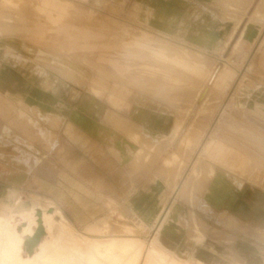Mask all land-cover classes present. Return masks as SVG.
Instances as JSON below:
<instances>
[{"label":"crops","instance_id":"crops-1","mask_svg":"<svg viewBox=\"0 0 264 264\" xmlns=\"http://www.w3.org/2000/svg\"><path fill=\"white\" fill-rule=\"evenodd\" d=\"M90 1L110 3V9L117 10L127 0ZM89 14L82 18L78 8L64 0H0V35L16 37L32 31L42 38L47 28L68 40L60 42L65 48H52L60 55L54 56L17 39H0V200L40 191L51 201L73 206L81 224L87 219L80 207L106 208L110 215L126 209L123 215L134 216L141 231H154L152 242L158 240L164 256L197 264H239L252 248H261V242L257 246L253 239L264 241V190L239 177L254 165L242 162V153L207 142L184 173L206 133L196 119L207 112L212 94L226 91L234 77L216 88L209 81L218 72L189 58L179 45L142 30L129 33L108 16L98 26ZM132 14L137 21L145 20L139 23L153 33L214 53L220 52L222 28L236 25L235 31L246 22L223 21L202 2L188 0H136ZM92 27L105 34L91 32ZM112 33L111 40L120 41L128 56L154 64L133 63L136 77L130 78L115 61L99 65L77 55L81 39L94 44ZM252 33L256 42L254 27ZM28 55L41 59L38 66ZM78 58L94 74L79 67ZM164 104L177 108L178 114ZM38 116L43 117L39 122ZM235 126L228 121L227 127L234 131ZM223 138L225 143L232 141L228 133ZM70 185L97 204L85 203L76 193V204L69 205ZM27 208L46 210L55 223L75 230L56 203L22 210ZM14 213H0V219L16 217ZM98 213L99 209L91 214ZM123 215L119 218L125 219ZM108 224L85 225L87 232L104 236Z\"/></svg>","mask_w":264,"mask_h":264},{"label":"rangeland","instance_id":"rangeland-1","mask_svg":"<svg viewBox=\"0 0 264 264\" xmlns=\"http://www.w3.org/2000/svg\"><path fill=\"white\" fill-rule=\"evenodd\" d=\"M64 1L73 3V5L78 8V12L82 18L90 17L91 15L89 13H92V20H94V24L98 26H101L108 16L111 19H115L120 22L123 29L129 33L139 34L142 30L148 32L149 34H153L161 40L163 39L165 41H170L174 45H179L181 50L187 52L189 58L196 59L195 61L197 63L205 65L208 70L215 69L218 73L223 71L220 81L216 84V88H221L227 83V80L234 77V79L229 83L226 91L223 89L218 93L212 94L211 99L208 100L205 107L207 112H201L196 119V123L206 127V133L199 147L196 149L194 155L187 164L184 173L189 170L191 164L196 162L197 155L203 150L206 143L210 142L209 146H221L225 149L229 148L230 150L236 151L240 154L242 153L245 158L241 161L246 163L249 161L250 164L254 165V167H251L249 174L244 173V175L241 173L239 175L240 179L248 181L255 189L264 190V46H261L259 49L260 42L264 39V15L260 18V20L253 17L256 12V6L261 0H255L247 12L246 9L249 8L250 3V1L247 0H188L189 3L202 2L208 10L221 17L223 21L231 22L241 19L244 22L246 21L244 24H239L235 31L234 29L236 28V25H228L222 28L223 32L221 34L224 38L221 41L220 52L218 53L194 49L188 45L176 43L173 39L169 40L161 34L153 33L147 28V25L140 24L145 23V20H142V18L139 17L137 21L134 18L132 12L136 0H127L126 4L117 10H111L110 3L97 4L90 0ZM70 21L72 20L70 19ZM42 22L44 23V20H42ZM244 26H246V28ZM229 27H231L230 31L226 32L225 29ZM253 27L255 32L258 34L256 42V36L252 33ZM244 29L246 30L243 38L241 39V33ZM44 30L42 38H36L32 35V31H27L24 35L16 37L0 35V39H7V41L17 39L34 46L40 52L44 51L54 56H60L57 51H52V48H65L60 46V42L68 40L63 35L48 31L47 28ZM90 31L96 34H105L95 27H92ZM235 33H237L236 36ZM114 35L115 34L112 33L103 40L99 39L98 42L94 44L87 38L81 39L79 41L77 55L79 57H85L99 65H107L109 63L113 64V61H115L117 64L116 66L123 67V69L126 70L125 76L130 78L136 77V75H133V70L138 63H143L145 66L154 64L150 61H146L145 59L143 60V58H137L133 54L132 56H128L127 49L118 45L120 41L117 39L111 40V38H115ZM254 42L255 44H253ZM103 43H106L105 47H103ZM247 43L253 45H249ZM13 50L18 51V49L15 48ZM228 50L230 51L229 54ZM192 53L196 54V57L190 55ZM27 57L37 64V66L38 61L41 60L37 56L30 57L28 55ZM253 61H255L256 64ZM75 63L79 67L83 68V70L88 74H94L95 71L91 69V66L81 61L80 58L75 59ZM133 63H136V65L133 66ZM144 68L147 69V67ZM74 84L76 87L84 90V87H81L76 83ZM172 95L178 96L175 94H171V96ZM163 106L170 110L174 115L178 114L177 108L174 106L166 104ZM226 107V113L223 114L222 110ZM192 117L190 119H192ZM42 119L43 117L38 116V122ZM228 121H231V124L234 123L236 125L234 131L227 127ZM227 133L231 136V142H234L235 144L231 142L225 143L223 141V137L226 136ZM40 147L42 146L38 143V148ZM162 158H167V155L162 156ZM41 162L38 163V167ZM40 168L41 167L38 168V175H40L41 172ZM39 178L40 177L38 176V180ZM28 188L31 187L28 186ZM68 188L69 205L76 204V193L82 197V200L85 203L97 204V201H95V199L87 193L77 191L76 189L73 190L71 185L68 186ZM72 190L74 191L73 193ZM47 201L56 203L63 216L75 227V230L73 231L70 228H65L60 223H55L53 218L50 219L49 223L51 229L44 243L48 252L44 257L48 256L52 258V263L94 264L96 260L97 263L108 264V259L121 258L122 255L118 252L106 254L105 251H103L102 255H98L93 249V245L99 242L104 243L113 236H126L127 234H125V232L130 229L132 230V233L129 234V236L139 239L146 244L145 249L140 252V255L132 257V263L144 264L148 247L152 244L151 242L154 239L155 233L154 231H151V229L148 231H141L135 223L138 222V220L135 219L134 216L128 215V213L123 215L126 209H123V213L118 212L116 213L117 215H110L108 209L106 208L102 210L101 208L92 206L90 209L80 207V212L86 216V225L105 227V225L109 223L104 236L96 233L92 234L87 232L85 224L77 222L73 206H65V204L57 200L51 201L47 199L46 196L42 195L40 191L35 193L30 190L27 191L26 194L16 193L15 198L11 200H0V213L8 214L13 211L16 215V217L12 216L11 218L6 217L0 219V264H16V260L11 254H9V248L4 235V229L8 223L10 222L14 227L21 229L26 223V218H24L26 209L22 210V208L31 205H35L36 208H38V204ZM98 209L100 210V213L96 215L91 214L93 210ZM30 210L31 213L36 212L32 208ZM54 211L55 210H51V212ZM49 215L51 214L49 213ZM120 215H123L125 219H120ZM55 219L58 221L60 220L59 217H56ZM138 230L141 231L140 234ZM138 235L142 239L138 238ZM251 242L257 246L258 242H261V248H252L249 255L242 256L243 260L238 259L239 264H264V241L253 239ZM37 254L42 255V258L36 259V261L31 264H45L42 251H37ZM37 254H34L31 258L34 259ZM161 256L166 259L175 258L164 256L162 253ZM21 257L23 259L25 258L24 260L29 259V256L25 253H21ZM150 262L163 264L157 259L156 262L152 260L147 264ZM182 262H185L186 264H197L191 263L188 260L181 261V263Z\"/></svg>","mask_w":264,"mask_h":264},{"label":"bare ground","instance_id":"bare-ground-1","mask_svg":"<svg viewBox=\"0 0 264 264\" xmlns=\"http://www.w3.org/2000/svg\"><path fill=\"white\" fill-rule=\"evenodd\" d=\"M253 0H250L249 8L246 9V12L250 9L252 6ZM14 11V10H13ZM11 12V11H10ZM18 12V11H17ZM6 13V12H5ZM10 14V13H9ZM8 14V15H9ZM18 14V13H17ZM264 15V0H261L257 6H256V12L253 17L260 20V18ZM34 16V15H33ZM19 17V16H18ZM39 17V15H38ZM38 17H34V20ZM42 18V17H41ZM253 19V18H252ZM31 21V20H30ZM27 22V21H24ZM45 22V21H44ZM16 23V22H15ZM20 23V22H19ZM32 23V22H31ZM44 24V23H43ZM107 24V23H106ZM20 25V24H19ZM34 26V25H33ZM239 26V25H238ZM22 27V26H21ZM25 27V26H24ZM246 28V26H244ZM16 28V27H14ZM27 28V27H26ZM238 28V27H237ZM116 29V28H115ZM246 29H244L241 33V39L244 36V32ZM123 34V33H122ZM237 33H235L236 36ZM264 40V39H263ZM164 46V45H163ZM178 53V52H177ZM180 53V52H179ZM180 55V54H179ZM61 70V69H60ZM223 72V71H222ZM221 73H217V75L214 76V78H210L209 84L215 85L218 84V82L221 79L222 76ZM67 73V72H66ZM70 73V72H69ZM105 74V73H104ZM107 75V73H106ZM214 75V74H213ZM225 75V74H223ZM111 76V75H110ZM114 76V75H113ZM74 77V76H73ZM140 77V76H139ZM77 78V77H76ZM154 79V78H153ZM151 81V80H150ZM161 83V82H160ZM159 84V83H158ZM196 84V83H195ZM141 86V85H140ZM163 86V85H162ZM158 87V85H157ZM170 87V86H169ZM183 88V87H182ZM202 88V87H201ZM167 89V88H166ZM169 89V88H168ZM206 89V87H205ZM209 89V88H208ZM207 89V90H208ZM212 89V88H211ZM209 89V90H211ZM163 90V89H162ZM171 90V89H170ZM187 90V89H186ZM150 91V90H148ZM160 91V90H159ZM173 91V90H172ZM183 91V90H182ZM204 91V90H203ZM202 91V92H203ZM205 92V91H204ZM208 91L205 92V94ZM159 93V92H158ZM201 93V92H200ZM160 94V93H159ZM210 94V93H209ZM205 96V95H204ZM203 96V97H204ZM200 97V96H199ZM157 99V98H156ZM163 99V98H162ZM198 99V98H197ZM202 99V98H201ZM161 100V99H160ZM199 100V99H198ZM197 101V100H195ZM204 101V100H203ZM183 102V101H182ZM187 102V101H186ZM167 103V102H166ZM198 103L196 102V106ZM203 104V103H202ZM194 106V105H193ZM201 106V105H200ZM195 108V107H194ZM199 108V107H198ZM38 112V111H37ZM118 120V118H117ZM122 120V119H121ZM116 121V120H115ZM180 128V127H179ZM130 129V128H129ZM134 129V128H133ZM139 131V130H137ZM189 131V130H188ZM177 132V131H176ZM122 133V132H121ZM139 134V133H138ZM193 135V134H192ZM173 136V135H172ZM186 137V136H185ZM178 139V138H177ZM184 139V138H183ZM194 139V138H193ZM173 140V139H172ZM170 141V140H169ZM140 142V141H139ZM142 142V141H141ZM193 142V141H192ZM181 143V142H180ZM160 152V151H159ZM145 155V154H144ZM140 159V158H139ZM190 175V174H189ZM31 208L25 210V224L24 226L19 229L18 227H14L9 222L6 228L4 229V235L7 241V246L9 248V254L12 255V257L16 260V264H31L36 261V259L42 258V255H38L37 251H42L43 257L46 256L48 249H46L45 246V239L50 233V219L52 218L51 215L46 210H40L39 212H33L31 213ZM167 212V211H166ZM162 215V214H161ZM156 223V222H155ZM108 224V223H107ZM161 227V225L159 224ZM158 227V228H160ZM40 229L38 239L37 241L34 240V237L37 233V231ZM132 233V230L128 229V231L125 232L127 234L126 236H113L111 239H109L106 242H99L95 243L93 245V249L98 255H102L103 251H105L106 254H112V253H120L122 255L121 258H113L108 259V264H133L132 263V257L140 255V252L145 249L146 244L145 242L140 241L139 239L132 238L129 236V234ZM150 248H148L146 258L144 261V264H147L149 261L154 260L156 262L157 260H160L163 264H186L185 262H182L176 258L166 259L161 256V253L159 252L158 248L159 243L158 240L155 239V241L152 242ZM162 251V250H161ZM21 253H25L29 256L28 260H24L21 257ZM165 253V251H164ZM37 254L34 259L31 257ZM163 255V254H162ZM165 255V254H164ZM171 256V255H170ZM45 264H54L52 263V258L50 257H44L43 258ZM97 263V261L95 260ZM94 262V264H96ZM101 264V263H97Z\"/></svg>","mask_w":264,"mask_h":264},{"label":"water","instance_id":"water-1","mask_svg":"<svg viewBox=\"0 0 264 264\" xmlns=\"http://www.w3.org/2000/svg\"><path fill=\"white\" fill-rule=\"evenodd\" d=\"M39 232H40V229L37 231V233H36V235H35V237H34V240H36V241H37V239H38Z\"/></svg>","mask_w":264,"mask_h":264}]
</instances>
